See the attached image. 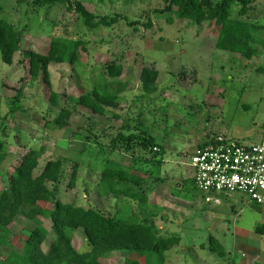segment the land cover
<instances>
[{"label":"rangeland","instance_id":"obj_1","mask_svg":"<svg viewBox=\"0 0 264 264\" xmlns=\"http://www.w3.org/2000/svg\"><path fill=\"white\" fill-rule=\"evenodd\" d=\"M79 1L97 16L121 18L110 27L90 30L63 4L44 7L33 0L1 2L0 16L16 26L21 38L12 64L0 57V141L7 146V157L0 165V191L25 152L44 146L35 175L48 159L68 160L57 186L62 202L99 209L134 223L151 219L157 228L163 226L158 229L160 236H179L181 242L166 253L165 264H264V233L256 231L264 225V204L248 203L243 194L218 195L216 202L195 187L191 167L182 164L197 146L218 135L246 144L264 137V73L258 70L264 68V46L254 40L251 44L258 53L251 59L216 49L213 22L195 25L175 18L162 12L164 0ZM238 8L232 6L233 16ZM240 19L264 25V0H257ZM256 35L264 40V29ZM53 37L80 39L85 46L80 49V61L49 64L52 89L60 94L58 106L50 104L43 82L31 79L23 54L27 50L45 54ZM112 62L122 65L118 80L125 84L116 106L108 107L106 115L76 106L72 98L102 85L105 64ZM143 67L159 71L155 93L145 94L141 89ZM109 81L112 90L119 88L114 80ZM61 107L73 108L67 128L52 122ZM129 128L152 138L159 151L145 147L141 140L129 148L119 143L122 150L113 151V137L119 131L128 133ZM107 162L141 176L140 185H133L135 191L145 202L156 191L162 205L149 207L115 192L99 194ZM74 165L77 175L69 185ZM37 226L48 231L42 244L47 251L54 238L51 221L44 217L29 221L19 215L10 225V245L0 250V259L10 250L21 253ZM82 233V229L75 232L73 245L86 251L90 246ZM210 236L222 243L225 257L209 250ZM128 257L141 264H157L152 254L140 257L127 252H112L100 261L123 264Z\"/></svg>","mask_w":264,"mask_h":264},{"label":"trees","instance_id":"obj_2","mask_svg":"<svg viewBox=\"0 0 264 264\" xmlns=\"http://www.w3.org/2000/svg\"><path fill=\"white\" fill-rule=\"evenodd\" d=\"M2 1L5 0H0V11H2ZM164 1L165 7L162 12L172 13L175 18L188 20L195 25L206 21L213 22L216 26V49L237 53L246 59H251L258 53L251 43L257 39L264 46V40L259 39L256 35L258 30L264 29V25L240 19L248 13L252 4L257 0ZM33 3L44 7L55 4L66 5V10L75 12L84 26L90 30L100 26L110 27L121 18L120 15L97 16L79 0L74 2L70 0H33ZM235 4L239 5V8L236 15L233 16L232 6ZM167 18L170 22L173 21L171 16ZM129 24L134 23L130 22ZM20 38L21 33L16 26L8 18L0 16V57L2 62L12 64L14 55L20 51ZM81 48L84 49L85 46L80 39L53 37L45 54L31 50L23 52L28 60V73L31 79H40L47 87L51 105L58 106L60 94L52 89L49 64L69 63L72 65L76 61H80ZM122 70L123 67L120 63L105 64L103 74L106 77H104L105 81L102 85L92 88L77 98H72L74 104L90 110L93 114L106 115L108 107L116 106L119 93L125 88V84L118 80ZM258 70L264 73V68ZM158 78L159 71L157 69L143 67L139 75L142 91L145 94L155 93ZM109 79L114 80L119 88L112 90V82ZM19 95L20 92L17 93L16 98ZM17 108L11 109L10 114H13ZM72 111L73 108L61 107L57 116L52 120L53 124L59 128H67ZM136 140H141L145 147H156L152 138L143 137L139 133L130 131L129 128L128 133L119 131L113 137L111 148L113 151L122 150V144L118 145L119 143H125L124 147L129 148ZM208 142L209 140L200 145H205ZM44 151L45 147L41 146L39 149H30L25 152L19 164L10 174L8 185L0 191V250L10 245V225L19 215L29 221L38 217L49 219L54 238L48 250L43 251L42 244L47 238L48 231L42 226H37L26 238L22 252L10 250L6 257L0 259V264H100V260L112 252H127L140 257L152 254V259L156 260L157 264H165L166 253L178 245L179 236H160L158 228L151 219L134 223L117 218L114 214L106 215L99 209L84 208L74 202H62L57 198V186L64 177V168L68 160L62 157L48 159L41 171L35 175L34 170ZM6 157V143L0 141V165ZM76 175L77 166L74 165L69 185L73 184ZM141 181L142 177L134 174L131 170L114 162H107L101 173L99 187L101 185L102 188L98 190V193L115 192L119 197L126 196L145 202L142 195L138 194L133 186H139ZM48 204H51L50 208H48ZM78 229L83 230L86 242L90 246L89 250L80 251L73 246V236ZM256 231L264 233V225L257 226ZM208 244L210 251L219 257H225L226 252L223 245L213 236L209 237ZM123 264L141 263L138 259L128 257L124 259ZM228 264L234 263L229 262Z\"/></svg>","mask_w":264,"mask_h":264},{"label":"built area","instance_id":"obj_3","mask_svg":"<svg viewBox=\"0 0 264 264\" xmlns=\"http://www.w3.org/2000/svg\"><path fill=\"white\" fill-rule=\"evenodd\" d=\"M182 164L191 167L195 187L216 202L218 195L243 194L248 203L264 204V137L246 144L218 135Z\"/></svg>","mask_w":264,"mask_h":264},{"label":"crops","instance_id":"obj_4","mask_svg":"<svg viewBox=\"0 0 264 264\" xmlns=\"http://www.w3.org/2000/svg\"><path fill=\"white\" fill-rule=\"evenodd\" d=\"M73 137V136H72ZM192 175V174H191ZM204 194V193H203ZM204 195H206V194H204ZM161 195H159V194H157V192L156 191H153L152 193H150V195H149V197H148V201L147 202H145V204L144 205H147V206H149V207H151V206H155V207H158V206H161L162 205V203H161ZM160 227V228H159ZM163 228V226L162 225H159L158 226V229H162ZM79 230V229H78ZM163 230V229H162ZM83 234V236H84V240L86 241V239H85V234H84V232L82 233ZM75 238V233H74V236H73V239ZM180 242H181V239H180ZM219 242V241H218ZM221 243V242H220ZM222 244V243H221ZM74 246V245H73ZM209 246V245H208ZM76 249V248H75ZM226 252V251H225ZM258 258H260V257H258ZM257 258V259H258ZM103 259V258H102ZM100 264H101V261H100Z\"/></svg>","mask_w":264,"mask_h":264}]
</instances>
